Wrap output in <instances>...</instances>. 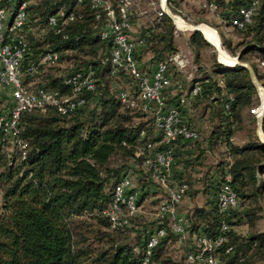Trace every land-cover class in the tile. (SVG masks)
<instances>
[{
    "label": "trees",
    "instance_id": "1",
    "mask_svg": "<svg viewBox=\"0 0 264 264\" xmlns=\"http://www.w3.org/2000/svg\"><path fill=\"white\" fill-rule=\"evenodd\" d=\"M109 1L115 6L116 0ZM184 1L167 0V5L175 13ZM254 1L257 4L251 22L242 28L232 25L231 21L240 17V9ZM198 2L207 10H211L210 5L214 6L211 11L248 39L239 44L242 47L237 51L238 46L232 47L221 36L222 44L231 53H237L239 61H246L252 67L264 89V73L257 70V65L264 70V64H260L264 62V0ZM9 6L10 0H0V7L9 9ZM61 6L82 15L66 25L62 34L49 31L38 35L47 17ZM27 10L28 45L21 61L23 84L29 90L44 86L62 96L70 94L64 79L77 71H92L96 81L94 90L83 93L85 103L73 112L60 114L55 106H48L45 110L33 109L20 114L17 138L25 146L23 159L14 139L0 131V264H140L143 239L158 226L165 227L166 236L155 247L153 259L159 264H187L172 257L169 247L175 244L177 236L167 220L155 217L145 221L137 214L130 218L129 226L111 228L107 217L101 215L112 199L114 185L124 174L138 176L137 205L146 203L152 190L149 183H156L142 166L143 155L136 156L135 152L147 141L154 143L155 150L164 147L153 117L124 108L118 91L110 89L112 77L130 80L128 88L120 89L131 90L135 80L123 69L116 76L111 75V45L97 35L101 19L95 17L88 0L81 3L29 0ZM140 15L137 11L131 14V26ZM176 33L171 17L167 13L158 15L157 10L136 33L130 28L129 36L136 45L134 56L140 68L147 62L151 66L167 62L179 51ZM203 37L202 32L196 31L188 37L196 69L187 86L197 83L201 91L192 98L188 108H182L200 135L196 140L175 144L172 177L188 183L184 198L192 197L198 190L193 189L195 178L191 171L202 163L207 152L221 151L215 164L219 182L209 188L204 183L207 175L199 178L203 180L201 191L212 193L209 206L193 204L185 211L189 232L215 238L225 223L229 226L224 231L226 242L215 252L221 264H264V229L256 224L264 215V143L255 130L244 126L245 112L254 120L249 109L259 103V96L248 68L242 64L226 67L213 61L209 70L202 68L200 51L209 45ZM49 50L58 53L57 62L63 60L66 70L62 74H48L44 72L47 65L44 64L39 65L38 73L32 74L29 65L37 64ZM37 75L42 77L39 81L34 78ZM172 76L174 81L180 78L175 71ZM33 82L36 85L30 87ZM227 95L232 100L228 101ZM166 103L177 105L178 96L168 93ZM195 115L208 122L204 145L199 143L201 129L193 118ZM134 117L143 118L133 120ZM261 126L264 134V118ZM142 130L145 134L141 137ZM241 130L245 131L243 139L235 142L234 137ZM178 165L189 167L186 177H182ZM225 170L231 175L238 205L221 213L216 197ZM243 221L248 228L238 232ZM134 246L139 248L136 253ZM228 247L232 249L227 251Z\"/></svg>",
    "mask_w": 264,
    "mask_h": 264
},
{
    "label": "built area",
    "instance_id": "2",
    "mask_svg": "<svg viewBox=\"0 0 264 264\" xmlns=\"http://www.w3.org/2000/svg\"><path fill=\"white\" fill-rule=\"evenodd\" d=\"M83 0H77L81 3ZM90 7L94 9L95 17L101 19L97 35L101 40L109 42L110 60L112 64L111 75L116 76L119 69L125 70L134 80V88L118 89V99L121 105L127 109H134L153 117L154 126L161 134L160 143L163 148L154 149V143L147 141L144 147H139L135 155H143L142 166L149 173L153 182L158 184L164 195L160 199L155 217L167 220L172 233L177 236V242L182 248V260L187 264H221L215 252L220 245L226 242L224 231L229 229L225 223L222 224L221 232L212 238L205 234H191L189 232V218L185 212H179L178 206L186 195L188 183L177 181L172 177V166L174 163V146L179 141L196 140L199 138V130L188 122L182 108L186 109L189 102L200 91L201 87L195 83L192 87L186 83L194 78L193 56L189 48L174 53L167 62H160L151 68H140L135 54V43L129 36L131 28L130 16L137 11L145 13L142 8L144 0H116L112 6L109 0H88ZM29 0H10L9 9L0 7V86L6 89L11 98L12 106L7 114H0V131L9 134L17 143L21 159L26 155L25 146L21 139L17 138L19 129L17 122L24 111L33 109L45 110L48 106H55L60 114H68L75 111L85 103L83 93L95 88V77L92 71H77L67 76L64 83L70 88V94L60 95L58 91L48 89L44 86L29 90L22 82L21 61L26 52L28 40L25 25L28 18ZM149 6L155 2L149 0ZM257 2L240 9V17L231 21L232 25L242 28L250 23ZM211 10L214 6L210 5ZM167 0L160 3L157 14L167 13ZM168 14V13H167ZM82 14L75 10H69L63 6L57 8L50 14L44 26L39 30L41 35L52 31L62 34L66 25L80 18ZM169 11L175 32L179 29ZM58 53L49 50L42 55L37 64H30L28 70L32 73L39 72V65L55 64ZM261 65L264 62H260ZM180 76L173 80L172 72ZM259 96V103L249 109L254 117L259 131L264 115V89L255 83ZM178 96L177 105L166 103L167 94ZM228 101L232 100L227 95ZM227 101V102H228ZM225 103L228 109L229 104ZM142 130L140 136H144ZM264 135V134H263ZM261 137V136H260ZM146 151V152H144ZM129 174L120 176L114 185L112 199L101 210V215L107 217L111 228H123L130 225V218L137 215L140 207L137 205L138 191ZM217 206L221 213H227L238 205V198L231 185V175L225 170L222 175L217 193ZM166 236L164 226H158L143 239V255L140 264H159L153 259L154 249L160 239ZM191 242L185 245L186 239ZM232 248L228 247L227 251ZM137 246L133 252H138Z\"/></svg>",
    "mask_w": 264,
    "mask_h": 264
},
{
    "label": "rangeland",
    "instance_id": "3",
    "mask_svg": "<svg viewBox=\"0 0 264 264\" xmlns=\"http://www.w3.org/2000/svg\"><path fill=\"white\" fill-rule=\"evenodd\" d=\"M154 2H156L154 5L149 6L148 2L149 0H145L143 1V5L142 8L145 9V13H143L142 15H140L141 17L137 18L134 24V28H132V33H136L137 30H139L142 26H144V24L146 23V20L149 18L150 15H152V12L154 10H158L160 8V0H152ZM168 9L169 6L167 5ZM170 10V9H169ZM170 12L172 14H176L178 15V17L180 19H182L184 22L191 24V25H199V24H206L210 27H212L213 29H215V31L217 32L219 38H220V42L222 44V39L221 36L224 37V39L226 40V42L230 43L232 47H237V51L242 47V45H239L241 42H245L248 39L246 37H244V35L242 34L241 31L239 30H235L231 27H229L226 23H224L221 18L213 11L211 10H207L204 9L200 6V3L198 2V0H185L184 2L181 3V5L179 6L177 12H172L170 10ZM193 32L192 30H179L177 34V36H175L176 39V43L179 47L180 50H184L189 48L188 47V37L189 34ZM222 47L232 56V63L233 64L235 62V60L237 59V53L233 54L231 53L223 44ZM192 54V52H191ZM193 56V55H192ZM220 61V57H219V53L217 51V48L210 44L206 47H203L200 51V59H199V64L202 66V68L208 69L210 68L211 64L213 61ZM239 63L242 64H246L250 70L252 71V74L254 76L255 82L257 84H259L258 79L256 78V75L254 74V71L252 69V67L246 62V61H239V59H237ZM254 60V59H253ZM255 63H257V61L254 60ZM223 63V62H222ZM194 64V62H193ZM225 64V63H224ZM194 73H195V69H196V65L194 64ZM45 68V69H44ZM44 72L48 73V74H62L65 70H66V63L63 62V60H61L60 62H57L55 64H47L44 66ZM257 70L259 72H261L262 74L264 73V70L262 69V67L260 65H257ZM250 72V71H249ZM251 76V74H250ZM45 77V76H44ZM36 81H39L41 77V75H37L34 76ZM264 79V78H263ZM34 81V82H36ZM34 82L32 84H30V87H33ZM131 85L130 80L129 79H125V78H114L112 77L111 79V84H110V89L112 90V92H117L118 89H120L121 87H125L128 88ZM187 86V83H186ZM259 86H261L259 84ZM262 87V86H261ZM12 106V98L9 94V92L4 89L3 87L0 86V114H7L8 109H10ZM131 115H133L132 113H130ZM245 123L244 126L246 129H253L255 130L257 136L259 137V139L261 140V138H264L263 132H262V127H261V131H259V127L256 124L255 119H251L247 113L245 112ZM143 117H134L133 120H140ZM195 122L200 123V129H201V137H200V141L199 143L204 145V141H205V137L207 134V126H208V122L206 120H204L205 118H202L203 120H200L197 118V115L193 116ZM261 132V133H260ZM245 131L241 130L239 132L236 133L235 137H234V141L235 142H241L243 139V135H244ZM261 136V137H260ZM221 155V151L219 150H215V151H209L207 152L204 157H203V161L201 164H196V170H205L207 167V170L212 169V167L214 166V162L217 161L219 159V156ZM205 168V169H204ZM132 182L134 185H137V175L132 174ZM151 186L149 188H151L152 190L149 192V195L147 199V201H145L146 203H142V205L140 206L139 212L137 213L140 217L144 218L145 221H151L153 220V218H155V212L157 210V206L158 203L160 201V199L163 197L164 193L162 192V190L159 188V186H157L154 183H149ZM199 193V191H197L196 193H194V195L191 197V200H186V202L190 203V207L193 204H201L204 202L203 200V196L202 197H198L197 198V194ZM201 193V192H200ZM202 195V194H201ZM183 201V199H182ZM2 203V197H1V192H0V206ZM186 203V205H187ZM186 205H183L182 203L180 204L178 210L180 209V211L182 210V212H184V210H188L189 207H186ZM263 212V211H262ZM264 214V212H263ZM261 219L256 222L257 226L259 229H264V215H261ZM141 222V221H140ZM244 223H242L238 228L241 231H245L247 230L248 226L246 225L245 221H243ZM142 223V222H141ZM189 240L184 242V244H188ZM182 248V247H181ZM169 249L171 250L172 253V257L176 260H182V250L180 251V248H177L175 244H171Z\"/></svg>",
    "mask_w": 264,
    "mask_h": 264
},
{
    "label": "crops",
    "instance_id": "4",
    "mask_svg": "<svg viewBox=\"0 0 264 264\" xmlns=\"http://www.w3.org/2000/svg\"><path fill=\"white\" fill-rule=\"evenodd\" d=\"M135 22L136 21L134 20L133 23H132L131 31H132V28H134ZM176 26H177V24H176ZM148 60H149V57L146 58V61H148ZM146 64L147 65L144 68H151V67H153V66L150 65L149 62H147ZM172 96H173V94H172ZM216 163H217V161L214 162V166L210 170L209 169L207 170V167H206V169L204 168L205 169L204 171L203 170H196L195 168L191 171L193 178H195V179H193V184H192L193 189L199 191V193L196 196H197V198L203 196L204 202L202 203V205L209 206V203L212 200V193H211V191L209 193H203L201 191L202 185H203V180H201L199 178H201V176H203V175H207L206 180L204 182L205 185L206 186H209V188H211L214 185H216V183L219 182V174H218V171L216 170V167H215V164ZM177 169L180 171V173H182V175H183L182 177L183 178L187 176L186 172H189L190 171L189 170V167L184 168L182 165H178L177 166ZM209 190H212V189H209ZM186 200H191V197H189V196L188 197H185L183 199V201H182V204L183 205H186V203H187ZM189 205H190V203L188 202L187 205H186V207H189L190 208ZM199 205H201V204H199ZM185 211H187V210H184V212ZM237 231L238 232H245L246 230L245 231H241L239 228H237ZM188 240H189V242H191V238H189V236H188L187 241ZM189 242H188V244H189ZM175 245H176L177 248H180V251L182 250L183 247L181 248L180 243H178L177 241H175Z\"/></svg>",
    "mask_w": 264,
    "mask_h": 264
},
{
    "label": "bare ground",
    "instance_id": "5",
    "mask_svg": "<svg viewBox=\"0 0 264 264\" xmlns=\"http://www.w3.org/2000/svg\"><path fill=\"white\" fill-rule=\"evenodd\" d=\"M163 1L164 0H160V3L162 5H163ZM173 18H174L175 24H177V27L179 29L192 30L194 28H198L200 30V32L203 33L205 39L217 48L221 62L225 63L226 65H232L231 64L232 63V61H231L232 56L222 47V44L220 42V38H219L217 32L215 31V29H213L212 27H210L206 24H199L197 26L188 24V23L184 22L182 19H180L178 17V15H174ZM237 61L238 60L236 59L233 64H235Z\"/></svg>",
    "mask_w": 264,
    "mask_h": 264
},
{
    "label": "water",
    "instance_id": "6",
    "mask_svg": "<svg viewBox=\"0 0 264 264\" xmlns=\"http://www.w3.org/2000/svg\"><path fill=\"white\" fill-rule=\"evenodd\" d=\"M169 9L167 10V13H168V15H169ZM192 31H196V32H200V30L198 29V28H194V29H192ZM204 38V37H203ZM205 39V38H204ZM206 40V39H205ZM207 41V40H206ZM208 42V41H207ZM208 43H210V42H208ZM211 44V43H210ZM237 59H238V57H236ZM218 62L219 63H221V64H223L224 66H226V67H230V66H233V65H235V64H242V63H239L238 61L235 63V64H232V65H226V64H224V63H222V62H220L219 60H218ZM243 66H246L247 68H248V70L250 71V74H251V78H252V81H253V83L255 82V79H254V76H253V74H252V71L250 70V68L246 65V64H242ZM256 83V82H255ZM263 118H264V115H263ZM261 141H262V143H264V140L261 138Z\"/></svg>",
    "mask_w": 264,
    "mask_h": 264
}]
</instances>
